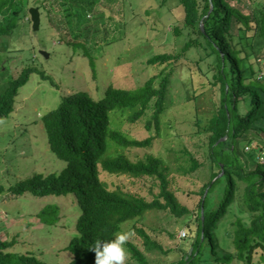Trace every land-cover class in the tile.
<instances>
[{
    "label": "rangeland",
    "instance_id": "obj_1",
    "mask_svg": "<svg viewBox=\"0 0 264 264\" xmlns=\"http://www.w3.org/2000/svg\"><path fill=\"white\" fill-rule=\"evenodd\" d=\"M97 1L87 19L83 17L84 31H76L73 24L64 26L68 20L56 2H52L58 11L54 13L50 11V1L24 0L28 16L11 39L19 49L10 51L9 44L0 48V67L8 72L6 79L17 78L27 67L37 68L45 75L33 74L17 97L14 113L0 120V181L5 187L0 194V240L16 239L17 252L32 253L50 264H67L74 259L68 246L77 234L76 221L81 214L75 196L40 199L30 193L19 196L11 191L20 181L37 174L59 173L66 166L49 150L42 116L57 108L63 97L78 91L98 98L110 85L135 89L155 78L154 86L158 88L167 78L160 130L153 123L148 128L156 98L152 108L136 123L128 119V113H118L113 119L115 128L132 139L153 138L151 146L123 148L112 144L108 155L124 154L132 161L154 156L162 161L170 190L190 214L179 218L169 210H151L124 223L119 233L128 234L125 264H141L133 257L129 243L145 253L149 264H175L193 249L196 236L190 235L191 227L196 225L202 189L211 180L207 129L220 103V89L213 78V59L208 56L198 29L186 24L180 0ZM42 2L41 26L34 31L29 9ZM249 4L250 7L242 5L246 13L264 11V0H249ZM12 11L7 7L0 13V22H8ZM249 35L253 37L252 32ZM69 41H87L95 66L82 47L76 49L68 45ZM245 42L252 45H245V49L254 52L253 61L261 62L264 75V53L259 55L264 50V41L255 36ZM42 51L48 52L49 57ZM158 54L173 58L149 64ZM252 138H257L256 142L249 145ZM263 146L264 134L257 137L250 134L239 141L245 161L251 162L245 150L259 152ZM190 155L204 164L193 173H187L192 164ZM101 179L111 190L121 189L147 201L160 193V182L152 177L134 178L102 171ZM243 193V188H239L219 233L220 243L231 252L237 222L249 224L252 218L245 210ZM137 229H143L165 253L147 250ZM263 255L264 250L258 249L255 259Z\"/></svg>",
    "mask_w": 264,
    "mask_h": 264
},
{
    "label": "trees",
    "instance_id": "obj_2",
    "mask_svg": "<svg viewBox=\"0 0 264 264\" xmlns=\"http://www.w3.org/2000/svg\"><path fill=\"white\" fill-rule=\"evenodd\" d=\"M23 1L0 0V13L7 7L13 9L8 22H0V48L9 44L10 51L19 49L11 39L28 16ZM43 1H50V11L54 13L57 10L52 2L59 4L68 20L67 23L64 21V26L73 24L76 31H84L81 30L86 23L84 18L87 19L92 5L98 2ZM44 2L35 5L40 10ZM243 4L250 7L249 0H180L186 24L198 29L207 45L208 56L213 59V78L220 89V103L207 129L210 134L207 154L211 163V180L202 189L196 225L190 231V235L196 236L193 253H186L175 264H264V255L255 259L257 250H264V160H260L264 146L259 152L245 150L251 162L243 159L239 149L241 137L264 134L262 65L253 61L254 52L245 49L246 46L252 47L245 42L250 38L259 36L264 41V11L246 13ZM50 21L53 20L50 18ZM67 43L76 49L82 47L95 66L87 41ZM263 53L261 49L259 55ZM172 58L169 54H158L148 63L166 62ZM7 74L4 67H0V120L14 113L17 97L33 74L45 77L44 72L33 67L24 68L17 78L6 79ZM154 82L155 78L135 89L110 85L98 98L89 92L78 91L63 97L57 108L42 116L49 150L66 166L59 173L37 174L20 181L11 187V191L19 196L30 193L40 199L75 196L81 214L76 221L77 234L68 246L74 259L67 264H95V243L114 240L124 223L141 218L148 211L169 210L179 218L190 214L170 190L169 179L159 158L152 156L147 160L132 161L124 154L108 155L112 144L123 148L151 146L153 138L132 139L115 128L113 119L118 113H128V119L136 123L152 108V101L156 98L148 128L153 123L160 130L168 79H164L158 88ZM255 139L248 144L256 142ZM190 160L192 164L187 173L204 166L193 155ZM102 171L134 178H155L160 182V193L152 201H147L121 189L111 190L101 179ZM241 187L245 210L252 218L249 224L237 222L233 233L234 251L231 252L220 243L219 233ZM4 191L0 181V194ZM49 207L41 212L42 215ZM137 231L147 250L165 253L163 247L143 229ZM16 245V239L0 240V264H50L32 253L17 252ZM129 248L137 261L149 264L138 246L129 243Z\"/></svg>",
    "mask_w": 264,
    "mask_h": 264
},
{
    "label": "clouds",
    "instance_id": "obj_3",
    "mask_svg": "<svg viewBox=\"0 0 264 264\" xmlns=\"http://www.w3.org/2000/svg\"><path fill=\"white\" fill-rule=\"evenodd\" d=\"M128 239L126 232L118 233L114 240L97 241L93 247L96 252L95 264H125V242Z\"/></svg>",
    "mask_w": 264,
    "mask_h": 264
},
{
    "label": "water",
    "instance_id": "obj_4",
    "mask_svg": "<svg viewBox=\"0 0 264 264\" xmlns=\"http://www.w3.org/2000/svg\"><path fill=\"white\" fill-rule=\"evenodd\" d=\"M29 13L31 15V20H32V23H33V30L34 31H38L40 29V26H41V22H42V19H41V11L36 8V7H32L29 9ZM46 58L49 57V53L46 52V51H42L41 52ZM193 253V249H191L190 251V255ZM188 259V257H187Z\"/></svg>",
    "mask_w": 264,
    "mask_h": 264
}]
</instances>
